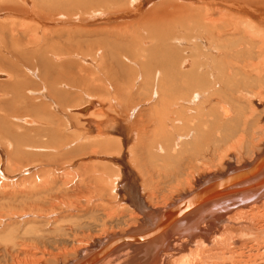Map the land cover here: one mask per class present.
<instances>
[{
	"label": "bare ground",
	"instance_id": "1",
	"mask_svg": "<svg viewBox=\"0 0 264 264\" xmlns=\"http://www.w3.org/2000/svg\"><path fill=\"white\" fill-rule=\"evenodd\" d=\"M144 1L140 0V5L145 8L151 0L145 4ZM182 1L185 2L184 5L182 3L177 6L174 2L170 6L174 10L173 16L169 15L170 12L167 15L164 4V7H159L157 13H154L155 16L144 19V27L150 35L146 40L139 41L148 44L145 50L139 46L137 34H132L130 38L128 36V41L123 43L122 50L125 49L126 53H145L143 67L146 72H150L155 65L158 66L151 76L148 75L149 80L141 84L142 87L147 86L150 89L144 104H140L138 109H133L137 107L135 105L127 109L126 113H119L117 119L115 115L118 116V101H129L132 98V87L121 86L119 90L114 88L112 95L102 89L103 105L106 103L103 111H99L102 105L99 101L102 97L100 92L91 93L89 90L82 93L85 98L82 103H77L75 107L65 106L64 111L60 110L65 112V125L68 123L69 129L77 130L72 124L73 120L76 121L78 129L82 134L85 132L86 136L78 134L75 143L72 141L69 146L67 144L69 148L72 147L68 149L70 154L76 153V148L81 147L73 149L75 144L82 142V147L92 144L90 151L104 155H96L97 159L94 160L109 164L95 166V172L91 173L99 183L110 187L107 191L108 200L88 195L85 203L87 210L84 212L95 215L94 204L89 208V203L97 200L99 203H106L103 204L105 208L97 214L104 215L99 219L108 222L112 220L109 226H114L115 230H105L106 234H99L90 241H71L76 226L74 231L70 230L69 241L57 248L58 262L55 264H264V115L260 117L258 114L264 107V0ZM55 2L56 0H38L37 5L48 7ZM26 3L31 6L34 0H26ZM79 3L82 9L93 7L87 17L89 25H92V22L96 24L98 20L101 24V20L108 17L102 10L106 4L105 0H82ZM198 4L203 6H196ZM62 11L65 12L63 9ZM197 11L200 12L198 18L194 17ZM175 12L177 17L174 16ZM33 17L34 20L42 21L35 15ZM62 19L74 20L72 17L67 19L66 16ZM43 23L44 21L40 24L42 28ZM22 24L25 23L18 24L21 25L19 29L26 28L25 32L28 34L31 29L28 26L23 27ZM2 28L1 32L6 33ZM7 28L9 36L10 32L17 30L12 25ZM103 31L86 32L88 35L85 36L97 37L95 41L100 45V49L108 45L107 50L105 48L107 54H99L98 49L96 51L99 53L92 59L91 55L78 52V45H82L81 39L74 43L77 47H74L72 53L53 54L48 58L42 51L33 49L41 39L47 42L48 36L45 33L41 38L33 35L36 39L27 47L26 56L24 57V53H16L20 59H26L23 68L30 77H36L38 82L42 83L36 84L34 79V84H31L33 80L29 79V86H37L36 92L29 91V94L39 95L40 100L44 101L48 93L52 103L57 104L54 96L56 93L58 95L59 88L78 90L69 85V74L66 70L64 81L55 82L58 67L51 61L53 56V59L57 60H61V57L78 58L82 62L92 64L97 71L103 61L115 59L117 54L114 50L118 46L107 42ZM182 32L184 33L181 34ZM81 35L78 31L74 37ZM50 36L52 39L53 36ZM187 36L190 38L189 42L185 40ZM46 42L45 44L48 43ZM43 45L40 48L43 49ZM132 46L133 49H127ZM62 50L68 52L69 47ZM32 53L39 57L45 78L39 66H34L38 70L36 72L33 67L27 66L32 61ZM127 60L132 62L133 66L137 64L128 56ZM0 61L4 60L0 58ZM12 63L14 64V61ZM32 63L36 64L35 61ZM68 63H72L74 67L77 62ZM14 67L9 64L13 75L1 71L0 79H5L6 76L14 78L12 84L16 86V92L12 90V93L16 101L21 96L18 86L21 82L28 83L24 74ZM61 77L59 74L56 81ZM96 80L98 78L95 77L94 82ZM52 91L56 93L53 95ZM59 95L66 97L68 94L59 91ZM59 97L58 100H64ZM46 106L42 102L37 105L28 103L27 107L32 112L41 114L40 109L44 108L45 111ZM50 108L47 107V110ZM46 113L36 119L21 115L17 120L25 125L28 122L36 124L37 119L41 120V123H49L50 113L44 116ZM122 127H125L126 134L122 133ZM1 128L5 134L16 138L15 132L11 131L13 129L2 126ZM97 143H101V149L95 147ZM7 145L11 147V141ZM24 148L49 150L46 146ZM1 156L3 155L0 152V186L3 185V191L7 192L8 185L15 181L14 176L9 171L6 172L7 168L5 172L2 171L4 164L1 162ZM5 158L8 165L10 158L7 155ZM127 159L134 164L137 162L139 177L130 169L125 161ZM26 166L22 165L19 169H28ZM48 166L50 172L38 175L32 185L42 179L47 180L50 175L53 176L52 170L56 172L55 170L60 169V178L66 179L70 176L69 162ZM157 176L163 179L160 196L155 193L159 190L160 183V179H155ZM61 181L60 184L67 188L68 184H64L69 180ZM75 181L82 185L83 176L78 173ZM226 184L230 186H226L225 191L221 192L220 185ZM79 188L81 193H75L76 196L72 194L74 202L71 199L73 204H68L73 211H78L81 204L79 200L84 198L83 187L81 189V186H78L76 190ZM98 215L90 217L95 220ZM69 219L68 221H72ZM57 231L59 232L58 229ZM38 237L39 235L34 236ZM26 244L27 246L19 248L21 252H16L14 247L16 253L13 264H42L39 249L32 244ZM17 245L15 241L12 246ZM12 249L11 251L14 250Z\"/></svg>",
	"mask_w": 264,
	"mask_h": 264
},
{
	"label": "rangeland",
	"instance_id": "2",
	"mask_svg": "<svg viewBox=\"0 0 264 264\" xmlns=\"http://www.w3.org/2000/svg\"><path fill=\"white\" fill-rule=\"evenodd\" d=\"M20 1L0 0V25L2 24L3 25L2 27L5 28L3 29L0 26V52H1L0 58L4 60V61H0L1 64H3V65L0 64V66H2L0 67V72L3 71L5 72V74L13 75L9 68V64H11V67L15 66L14 68H17L20 71V73L24 74L25 79L27 80L28 83V84H22L21 82L20 85L18 86V90L19 93H21V96L20 98L16 99L17 101L16 102L15 99L13 98L14 94L12 93V90L16 92L15 90L16 86L12 84L14 78L13 77L9 78L6 76L4 77L5 79H0V121H1L0 122V131H1L0 152L3 155L1 156L2 157L1 162L4 164L2 171L5 172L6 171L5 169L7 168L6 172L9 171L10 174L14 176V181H15V183H11L8 185L9 190L7 192L3 191L4 188L3 185L0 186V264H13L14 261L12 260H14L15 253L18 250L21 252V249L19 248L22 247L23 245L27 246L26 243L32 244L39 249L40 254H42V257L40 258V262L42 264H55L56 262H58L56 260L58 259L57 248H61L64 242L69 241V239L71 238L70 230L74 231L75 230L74 228H76V226L77 229L75 231V234L72 235L73 238L71 241L74 240L79 241L80 239V241L83 240L86 242V239L87 241H90L92 238L98 236L99 234L101 235L106 234L105 230H109V231L115 230L114 226L112 225L109 226V222H111L112 220L108 222L105 219H99L100 217H104V215L101 214L98 215V214L99 212L102 211V209L105 208L103 204L106 205V203H99L98 200H97L98 202L96 201L94 203H89L90 204L89 208H91V204H94L93 210H96V212L94 213L95 215L99 216L95 220L94 218L90 217L92 215L95 216L94 214L90 215L87 213L88 214L87 215L84 212V210H87V207H85V203H87L86 200L88 195L96 196L98 198H103L108 200L107 191L109 190L110 187L99 183L96 179H94V176L91 173L95 172V166L109 165V164L108 162H103V161L97 162L94 160V158L97 159L96 155L99 156H104V155L99 154V152L94 153V151H90V147H92V144H86L83 147L82 145H80L82 144V142L75 144L76 146L73 149H75L77 146H81V147L76 148V153L72 155L70 154V150L68 149H71L72 147L71 148L68 147L69 143H73L74 141H76V136H78V134L83 135L84 137L86 136H85V132L82 134V131L78 129V124L74 120L72 121V124L76 127L77 130L73 131L72 129H69L68 123H66L65 125V118H63L65 112L63 113L60 110L64 111L65 108L68 106L75 107L77 106V103H82L83 102L82 99L85 100L82 93L84 91L88 92L89 90L91 93L92 91L96 92L97 94L100 92V96L102 97H100L99 101L100 104H102L100 105L102 110L100 108L99 111H103L106 105V103L105 105H103L104 104L103 93L108 92L109 95H112L114 88H116V90H119L121 86L132 87L131 95L133 99L131 98L129 101H126L120 98L121 100L118 101L120 104L118 108V116L117 114L115 115V113L114 114L112 113L117 117V119H119L120 116L119 113H123V112L126 113L127 109L132 108V106L135 105H137V107L133 109H138V106L140 104H144L145 99H148V95L150 94V89H148L147 86L142 87L141 84L142 82L149 80L148 75L151 76L152 72L158 69V66L155 65L150 72H146L143 67L144 66L143 60H145L143 54L145 53L142 52L126 53L124 52L125 49L124 51L122 50L123 43L125 41H128L127 40L128 36L130 38L132 34H137L139 46L145 50L148 47V44H145L144 41L143 42L141 41L146 40V38L149 37L150 34L147 32L146 28L144 27L145 25L144 19L155 16L154 13H157L159 7L160 8L164 7V4L167 15L170 12L169 15L171 14L173 16L174 10L173 8L170 7L172 3L174 4V2H176L178 6L179 4L182 3H183L182 5H184L185 2L182 0H151L149 3H147L146 7L144 8L143 5H140L141 3L140 0H125V1L122 0L121 2H118L119 0L118 1L105 0L106 4L105 5L102 4L103 5L102 10H104L105 14L107 13L106 16L108 17L107 18L105 17L106 22H103L105 20L103 21L101 20L103 24L102 23L100 24L98 23L99 22L98 20L96 21V24L92 22V25H89V22L87 21V17L89 16L88 14L89 11L92 10L93 7L88 6V8L85 7L84 9H82V5L79 3L82 0H56L54 5L48 7H39L37 5L38 0H34V4L32 3L31 6L27 5L26 0H20ZM148 1L149 0H145L144 4ZM119 5L121 8L119 7ZM196 6H203V5L198 4ZM62 9L65 10V12L62 11ZM12 12L14 14H12ZM57 13H66V14L62 16L59 15L57 16L56 15ZM199 13L200 12L197 11V13L194 14V17L198 18V16L200 15ZM33 15L37 16L40 20L44 21L43 28L42 25H40L42 24V21L34 20ZM167 15L166 17H168ZM63 16H66L67 19L72 17L74 20H70L71 22L69 20L64 21L63 20L64 18L62 19ZM174 16L175 17L178 16L176 12L174 13ZM19 23L20 24L25 23L24 25L22 24V26L23 27L28 26L31 29L30 32L26 34L25 32L26 28L19 29V27L21 26L18 25ZM11 25L17 30L10 32V36H9L7 34V30H8L7 27L10 28ZM1 28L6 33H2ZM99 29L101 31L104 30L103 32H105L107 36L106 38L107 42L110 41L118 46V48L114 50V52L117 54V57L115 59L111 61L106 59L105 61H103L101 67L98 68V70L100 71L99 72L96 70V67H93L92 64L90 63L88 64L84 61L82 62L78 58L74 59L70 57L69 59L68 58L63 59L61 57V60L63 59L61 61L59 59L58 60L53 59L55 58L53 56L51 57L52 58L51 61L56 67H58L57 78L59 74L62 75V77L58 81H56L57 80L56 78L55 82L64 81V72L68 71L69 85L76 87L78 90L72 88H63V87L59 88L60 92L63 93L67 92L68 95L66 97L68 98H66L64 95L63 96L59 95V91H58V95L55 92L57 97L60 96L59 98H61V100L63 99L65 100V101L64 100L60 101V99L58 100V98L54 96V99L55 98L57 99V100L55 99L57 104L52 103V100L49 98L48 93H46L48 97L45 98L44 101L42 99L40 100L41 96L39 95L29 94L30 93L29 91H35V89L37 88L36 84L38 80L36 79V77L34 78L30 77V74L27 73V71H25V69L23 68L24 65H26V59L24 57L26 56V51L28 50L27 47L30 46L36 38H41V36L44 33L48 36L46 37L48 43L45 41L48 45L45 44V42H43L41 39L39 44L33 47L34 50H40L43 53H45L48 56V58H50L49 56L50 55L52 56L53 54L65 55L72 53L74 51V47L76 46L74 45V43L79 41V39H81L80 42L82 43V45L80 44V46L79 45L78 47L76 46L77 50H79L78 52L82 54L91 55L90 58L92 59V57L96 56L99 52H100L99 54L101 55L107 54L105 52V48L106 47L108 48V45L104 46L103 43V46L105 48L100 49V45H98V43L95 41V38L97 37L93 36L91 38L85 36L88 35V33H86L88 31L95 30L96 32L97 31L101 32ZM175 30H177V28H175ZM78 31L79 33H82V35L78 37H74L75 35H77ZM183 33L184 32H182L181 34ZM35 34H36V38L33 36ZM50 35L53 36L52 39ZM54 37L56 41L54 40ZM86 37H88L89 39ZM139 39H141V41H139ZM185 40L186 42H189L190 40L189 36H187ZM53 42L55 43V45ZM42 45H43V49L40 48ZM184 46L186 45L184 44ZM65 47H69L68 52L62 50ZM8 48H10V50H8ZM45 48H48V50L47 49L45 50ZM98 49H100V51L97 53L96 50ZM127 49H133V46L127 47ZM16 53H24L25 55L22 59H20L18 56H16ZM124 54L127 55L130 58V60L135 61L134 63L137 64L133 66V64H131L132 62H129L127 60V56H124ZM124 57L126 60L124 59ZM31 58L32 61L27 66H29V68L32 67L34 68V66H39L40 72L42 76L45 78L44 70L42 69L39 63V57L35 53H32ZM5 60L7 62H5ZM12 61H14L15 65L12 63ZM33 61H35L36 64L35 63L33 64L32 63ZM68 62H75V63L77 62L78 64L76 63V66L72 67V63H68ZM33 70H35L36 72L37 69L34 68ZM95 77L98 78V80L94 82ZM29 79L31 81L33 80L32 83L30 81L31 84H34V82L36 81L35 82L36 88L35 86L34 87L33 86L31 87V85L29 86ZM38 83L39 85H42L40 81ZM65 89H67L68 91H65ZM102 89L104 92L102 91ZM52 92H53L52 94L54 95L55 94L54 91ZM50 97L52 98L51 95ZM11 101L13 102L11 103ZM41 101L45 105H47L45 107V111L44 108L40 109L41 114H39L38 112H32L27 107L28 103L32 105L33 104L37 105L42 103ZM9 103L11 105H9ZM49 106L52 109L50 108L49 110H47V107ZM42 113H46L44 114V116H47L50 113V120L52 123L51 122H49L50 124L41 123V120L37 119L38 123L32 124L28 122L30 125H28V123L27 125H25L21 121L19 122V120H17L19 117H21V115H23L22 117L29 116L28 118L35 117L33 119H36L37 117H41L43 115ZM137 113L138 111L135 114ZM258 114L260 115V117L264 115V107L258 111ZM13 117L14 119H12ZM54 117H56L57 119ZM1 126L6 127L7 129L10 130L13 129L11 131L13 133L15 132L16 138L15 136L11 137L10 135L5 134V132L2 131ZM51 129H54V131ZM122 133L126 134L125 127L124 128L122 127ZM8 136L10 137L8 138ZM9 141H11L12 143L11 147H9L10 145H7ZM26 146L27 147L46 146L49 147V150L37 151V150H32L33 147L30 150L24 148ZM51 147L54 148L51 149ZM95 147L101 149L102 145L101 143H97L95 144ZM53 150H55L56 152ZM6 155L10 158V162L8 163V165L6 164L7 161L5 158ZM125 161H127V164L130 167V169H132L136 174V176H138L137 174H140V169L136 167L137 162L134 164L132 161L129 162L128 159ZM67 162H69L70 164V173H69L70 176L67 177L68 179L67 178L65 179V177L60 178L62 177L61 176L62 174L60 175L59 173L60 169H57L55 171L56 172L59 171L58 173L52 170V172L56 176H54V174L52 173L53 176L50 175L49 177H47V180L42 179L38 181L36 184L32 185L33 184L32 182L38 177V175L41 176L43 172L46 173L50 172V170L48 169L49 164H56V166H58V165H63ZM22 165H27L26 167L28 169L21 171L19 167ZM19 171L20 173H18ZM78 173L79 175L83 176L84 181L81 183L82 185H79L78 184L79 182L75 181ZM65 174L67 173L65 172ZM63 179L64 181L65 180L70 181L64 184L65 186L68 184L67 188H65L63 185L60 184V181L61 180L63 181ZM155 179H160V183L158 185L159 190L155 192L157 196H160L161 191L163 190L162 189L163 179L159 178L158 176ZM16 183H19V185H16ZM77 184L79 187L81 186V189L83 187L82 191L84 193V198L82 200H79V203L81 204L80 206H78V211H73L72 208H69L70 205L68 204L71 203L73 204L74 202L73 201L74 199L71 198L72 194L73 196H76L74 194L75 193L77 194V192L79 193L80 191V188L76 190V188L78 187ZM85 184L87 185L83 186ZM19 186L22 188H18ZM87 189L89 191H87ZM73 190H76V192H73ZM79 194L78 196L80 198ZM71 199L73 202L71 201ZM66 209L67 210L69 209L68 212ZM59 211L61 213H59ZM74 214L75 215L78 214L79 215L77 216L78 218L74 216ZM25 216L28 217L30 216V217L25 218ZM69 218L72 221H68ZM65 220L67 222H65ZM78 220L79 222H77ZM107 222L108 224H106ZM52 225H55L54 226L55 228ZM52 228L54 231L52 230ZM57 229L59 230V232L57 231ZM64 233L65 234L68 233V235H63ZM78 234H79V238H78ZM38 235H39L38 238H34V236L37 237ZM15 241L18 244L17 246H19L18 248L17 246H12L13 242ZM14 247L17 250L14 249ZM11 249L13 251H11ZM15 250L16 252H14ZM2 251L5 252L3 253Z\"/></svg>",
	"mask_w": 264,
	"mask_h": 264
},
{
	"label": "water",
	"instance_id": "3",
	"mask_svg": "<svg viewBox=\"0 0 264 264\" xmlns=\"http://www.w3.org/2000/svg\"><path fill=\"white\" fill-rule=\"evenodd\" d=\"M219 185V184H218ZM221 186V189H219L221 192H224L225 191V188H226V186H230L229 184L227 185H220ZM216 187H218V186H216ZM206 190V189H205ZM223 194V193H222ZM221 194V195H222Z\"/></svg>",
	"mask_w": 264,
	"mask_h": 264
}]
</instances>
